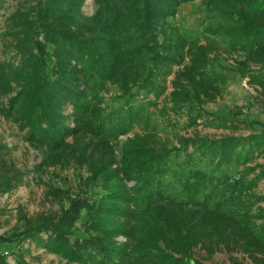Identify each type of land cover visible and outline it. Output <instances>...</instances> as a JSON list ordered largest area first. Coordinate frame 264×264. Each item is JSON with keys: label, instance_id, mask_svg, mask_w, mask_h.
Wrapping results in <instances>:
<instances>
[{"label": "trees", "instance_id": "1", "mask_svg": "<svg viewBox=\"0 0 264 264\" xmlns=\"http://www.w3.org/2000/svg\"><path fill=\"white\" fill-rule=\"evenodd\" d=\"M87 1L0 0V115L39 155L23 171L0 141V194L78 180L47 182L59 213L20 211L0 264H34L32 245L65 264H203L198 248L264 264V121L206 110L227 72L264 104V0Z\"/></svg>", "mask_w": 264, "mask_h": 264}, {"label": "rangeland", "instance_id": "2", "mask_svg": "<svg viewBox=\"0 0 264 264\" xmlns=\"http://www.w3.org/2000/svg\"><path fill=\"white\" fill-rule=\"evenodd\" d=\"M95 9L96 6L93 1L88 0L84 7V12L87 15H92ZM1 14L3 15L4 13ZM197 17L196 7L187 6L182 8L178 20L192 25L195 24ZM0 26H3L2 17H0ZM226 75L228 85L224 97L216 103L208 105L206 110L218 116L229 117L234 115V117L242 119L247 115L252 120L264 121V104L259 98L257 89L249 85L248 80H242L233 73L227 72ZM185 124V120L180 121L181 127ZM177 128L180 132L184 131L181 128L179 129V127ZM197 130L202 136L218 138L230 134V131L227 130L209 129L203 126H200ZM189 132L192 135L194 131L190 129ZM246 133L248 131L241 129L238 135ZM0 141L9 144L10 147L12 146L11 159L16 162L21 170H31L39 162L38 153L24 141L23 134L18 130L15 123L2 115H0ZM260 163L264 164V160H260ZM56 175L68 178L70 184L73 186H76L78 183L76 175L73 172H61L52 169L43 178L38 177L39 175L36 173H31L26 176L25 184L18 190L12 194H0V235L10 232L18 224L20 211L29 217L39 214H57L60 212L59 203L46 195L47 182L59 183V178ZM259 191L264 194V181L261 182ZM32 249L33 256L42 257L40 260L33 261L34 264H65L56 255L46 254L44 250L36 249L34 245H32ZM195 258L203 262V264H234L232 258L226 253H216L213 256H208L200 248L195 250ZM234 258L241 264H253L251 260L241 254H235ZM9 262L14 264L12 257L9 258Z\"/></svg>", "mask_w": 264, "mask_h": 264}]
</instances>
